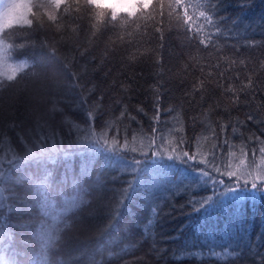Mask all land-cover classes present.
Returning a JSON list of instances; mask_svg holds the SVG:
<instances>
[{"label": "trees", "instance_id": "1", "mask_svg": "<svg viewBox=\"0 0 264 264\" xmlns=\"http://www.w3.org/2000/svg\"><path fill=\"white\" fill-rule=\"evenodd\" d=\"M218 12L227 17L222 26L237 36L229 39L228 46L222 47L220 52L211 50L212 55L202 46L191 47L171 22L162 26V37L154 30V25L160 26L158 19L148 21L147 27L139 31L121 29L123 42L111 31L92 37L86 19L69 21L67 30L61 29L63 35L55 30L48 33L46 43L57 48L59 60L49 64L44 76L25 78L19 86L0 93V127L7 133L0 137V160L11 158L13 151L23 152L17 133L29 131L36 136L41 132H58L64 138L63 148L72 151L69 139L76 141L78 135H84L81 130L88 127L86 111L89 109L103 113L93 122L97 131L105 121L114 122L113 131L119 130L121 140L125 134L129 139L135 134L139 147L142 136L150 132L156 95L162 97V109H172L161 117L162 121L168 120L167 126L162 125L164 131L177 123L173 118H178L185 125L186 135L192 139L206 123L217 127L216 121L221 117L225 121H246L251 110L259 113L258 120L264 121V108L258 109L264 102V0H247L243 6L240 0H221ZM77 25L79 31H76ZM128 31L133 34L127 35ZM44 37V33H37L34 39L44 41ZM247 42L257 43L247 47ZM26 52L40 58L47 50L37 46ZM221 55L225 59L219 60V67L212 68L209 61L216 63ZM231 59L237 60V64H231ZM240 60L245 63L240 64ZM209 71L212 76H208ZM220 73H224L225 86L228 83L240 85L237 73L245 83L249 77L253 79L258 91L255 99L248 97L253 100L251 106L232 107L228 99L231 93L222 94L216 86ZM201 82L205 90L194 92L193 87ZM89 89H92L91 95ZM84 97H88L87 101ZM217 104L220 107H216ZM125 106L143 124V131L136 121L116 120ZM138 107L143 108V112H138ZM192 118L197 120L194 126ZM13 124L17 127H10ZM261 128L264 123H248L250 131L264 137ZM228 131L231 133L230 126ZM247 135L244 131L245 138ZM201 143L204 151L211 147L206 141ZM185 147L194 150L191 144ZM88 159L89 154L79 148L68 159L61 156L46 165L45 174L49 175L54 196L61 190L73 193L74 179L88 190L85 198L89 203L79 210L82 223L71 234L63 253L65 259L71 255L70 264H262L264 192L255 199L244 192L223 196L212 207L193 213L189 199L209 195L210 190L194 189L187 186L189 181L179 189L174 188V184L180 182L177 177L181 180L196 177L186 166H169L165 161L158 169L161 180L155 183L149 180L120 207L123 189L132 177L120 167L106 163L102 154L93 158L90 173L82 175ZM24 171L39 174L44 167L38 170L33 166ZM224 179L228 180L226 176ZM16 191L21 199L11 201L14 207L24 208V200L34 203L27 183L17 185ZM154 205L159 207V212L154 223L148 226V220L153 219L151 208ZM181 205L185 206L181 208ZM39 218L38 206L30 211L0 209V222L8 223L17 239L25 237L30 241ZM110 224L113 226L109 227ZM21 225L26 227L21 228Z\"/></svg>", "mask_w": 264, "mask_h": 264}, {"label": "snow or ice", "instance_id": "2", "mask_svg": "<svg viewBox=\"0 0 264 264\" xmlns=\"http://www.w3.org/2000/svg\"><path fill=\"white\" fill-rule=\"evenodd\" d=\"M220 3L221 0H12L11 3H5L3 11L0 12V93L14 85L19 86L25 78H40L46 74L49 64L59 60L57 48L46 43L47 34L53 30L57 33H61V29L67 30L69 21L86 19L92 37L102 36L105 32L111 31L123 42L121 29L139 31L142 27H147L148 21L158 19L160 26L154 25V30L161 33L162 37L164 32L162 26L165 22H171L178 33L190 42L191 47L202 46L203 49L209 50V55H212L211 50L220 52L222 47L228 46L226 42L229 39H235L237 36L222 26L227 17L219 15ZM240 3L243 6L247 0H240ZM232 23L235 24L236 21L233 20ZM79 30L77 25L76 31ZM37 33L45 34L44 41L34 39ZM132 34V31L127 32V35ZM255 43L257 42H247L245 46L252 47ZM37 46L46 49L47 53L42 52L40 58L27 55L28 48ZM222 59H225L223 55L217 57L216 63L209 61V64L212 68H217L219 60ZM230 63L237 64V60L231 59ZM239 63L245 62L240 60ZM201 70L203 71V68ZM208 76H212L211 71ZM236 79L240 80L239 86L234 83L225 86L224 73H220L216 86L221 89L222 94L231 93L228 99L232 107L241 104L251 106L253 100H249L248 97L255 99L257 86L251 77L245 83L237 73ZM204 90L202 82L199 86L193 87L194 92ZM91 93L92 89H89V95ZM241 94L244 96L243 99ZM87 99L88 97H84L85 101ZM161 101L162 97L156 95L153 101L154 114L150 117V132L142 136L139 147L136 146L135 134L131 139L125 134L121 140L119 130L113 131L114 122L105 121L97 131L93 122L97 115L103 113L92 109L86 111L88 127L81 130L84 135L82 137L78 135L76 141L69 139L72 151L63 148L64 138L58 132L50 131L47 134L41 132L38 136L33 135L31 131L17 133L23 152L17 154L13 151L11 158L0 160V209L14 212L30 211L36 206L39 207L40 218L33 233L43 240L44 245L43 254L34 261V264H48L49 249L63 248L71 234L76 232L82 223L79 210L89 203L85 198L88 190L74 179L73 193L61 190L54 196L50 190L49 175L45 174L49 162H56L61 156L68 159L75 155L79 148H83V151L89 154V159L81 170L82 175L90 173L93 158L102 154L106 163L120 167L132 177L126 182L127 187L123 189V198L119 200L120 207L125 206L138 194L140 188L146 186L149 180L154 183L161 180L158 169L165 161L169 166L171 164L186 166L196 177L194 180H181L177 177L180 182L174 184V188L179 189L181 184L189 181L187 186L194 189L206 187L210 190L209 195L192 196L189 199L188 204L193 213L212 207L223 196H235L244 192L250 193L249 198L255 199L258 194L264 192V137L248 129L249 122L264 123L257 119L258 112L250 110L246 115V121L233 122L231 119L225 121L221 117L216 121L218 131L217 127L206 123L195 134V139H192L186 135L185 125L178 118H173L177 123L168 127L167 132L164 131L162 125L167 126L168 120L162 121L161 117L170 113L172 109H162ZM96 106L99 107V101L96 102ZM216 107L220 105L217 104ZM259 108H264V102L258 105ZM53 110L56 111L55 106ZM137 111L143 112V108L138 107ZM121 118L136 121L143 131V124L135 115L128 112L127 106L120 111L116 120L119 121ZM196 123V118H192L193 126ZM229 126L231 133L228 131ZM10 127L17 126L13 124ZM241 128L248 132L246 138ZM261 131H264V128H261ZM69 133L71 134V129ZM5 136L7 133L0 127V137ZM201 141H206L211 147L206 151L202 150L204 145ZM189 144L194 150L185 147ZM197 165L204 167L200 168ZM33 166L38 170L43 166L44 171L39 174L24 171ZM14 172L20 175L14 176ZM225 176L228 178L227 181L224 179ZM24 183L32 190L31 199L34 203L29 204L24 200L22 202L25 203V207L18 209L11 201L21 199L16 188L17 185ZM61 196L62 200L58 198ZM158 212L159 207L154 205L151 208L153 219L148 220V226L154 223ZM117 214L118 210L113 214V219ZM14 237H16L14 229L8 223L0 222V244L12 241ZM71 259L69 255L60 264H70Z\"/></svg>", "mask_w": 264, "mask_h": 264}, {"label": "clouds", "instance_id": "3", "mask_svg": "<svg viewBox=\"0 0 264 264\" xmlns=\"http://www.w3.org/2000/svg\"><path fill=\"white\" fill-rule=\"evenodd\" d=\"M25 241H28L25 237L20 239L14 237L12 241L0 244V264H34V261L43 254L44 242L40 237L35 236L34 233L31 234L30 243H25ZM59 243L58 241L57 244ZM20 246H24L27 250ZM64 249L65 246L63 248L49 249L48 264H60L65 259L63 255Z\"/></svg>", "mask_w": 264, "mask_h": 264}, {"label": "rangeland", "instance_id": "4", "mask_svg": "<svg viewBox=\"0 0 264 264\" xmlns=\"http://www.w3.org/2000/svg\"><path fill=\"white\" fill-rule=\"evenodd\" d=\"M11 2H12V0H0V12L3 11V5L5 3H11Z\"/></svg>", "mask_w": 264, "mask_h": 264}]
</instances>
